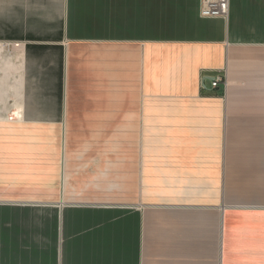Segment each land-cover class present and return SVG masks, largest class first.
Instances as JSON below:
<instances>
[{
	"label": "crops",
	"instance_id": "obj_1",
	"mask_svg": "<svg viewBox=\"0 0 264 264\" xmlns=\"http://www.w3.org/2000/svg\"><path fill=\"white\" fill-rule=\"evenodd\" d=\"M200 1L0 0V264H264V0Z\"/></svg>",
	"mask_w": 264,
	"mask_h": 264
},
{
	"label": "built area",
	"instance_id": "obj_2",
	"mask_svg": "<svg viewBox=\"0 0 264 264\" xmlns=\"http://www.w3.org/2000/svg\"><path fill=\"white\" fill-rule=\"evenodd\" d=\"M200 14L205 18H225L229 11V0H201ZM219 82H225L221 78H217L212 82V87H216Z\"/></svg>",
	"mask_w": 264,
	"mask_h": 264
}]
</instances>
